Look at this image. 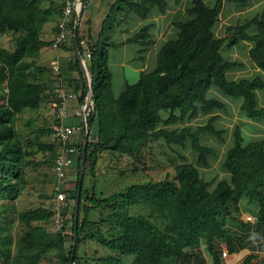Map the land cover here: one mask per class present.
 <instances>
[{"label": "trees", "instance_id": "16d2710c", "mask_svg": "<svg viewBox=\"0 0 264 264\" xmlns=\"http://www.w3.org/2000/svg\"><path fill=\"white\" fill-rule=\"evenodd\" d=\"M224 1L240 6L248 2L216 0L209 7L204 0H190V8L187 10L190 18L174 22L176 36L161 45L155 57L154 68L141 72L137 81L127 84L116 97H113L111 91L112 75L107 59L108 48L118 44L109 41L105 34L113 32L129 14L144 19L153 8L164 13L168 0H114L102 20L96 40L89 33L85 48L78 28L77 46L83 59L87 61L92 105L86 116V145H76L77 170L83 149L86 154L85 166L93 175L102 152L133 157L154 141L179 147L187 145L195 155V161L175 166L174 174H166L161 180L130 184L104 198H99L94 193L85 196L82 180L74 263L77 264V244L90 239L113 253L97 258L101 264H125L124 258L128 256H133L130 264H171L177 259L189 261L191 257L195 258L194 264H201L197 256L185 252L187 248L198 245L201 240L207 243L213 264H219L218 254L212 246L213 241L224 242L226 254L235 252L234 240L242 244L238 235L226 229L227 223L238 222L231 212V206L242 198L248 204H256L255 227L262 230L264 236V138L244 143L237 126L233 132L232 146L227 149L222 162L223 169L230 177L228 180L217 181L210 188L211 182L203 178L200 168L207 166V158H214L216 153L200 140L207 134L223 141L224 130L213 126L216 118L210 117L205 124L195 128L168 127L186 118L192 119L198 112L208 113L214 108L225 110L221 101L207 98V91L211 87L228 97L241 98L239 110L246 117L264 120V108L257 107L255 94L257 89L264 92V80L257 76L249 80L229 81L226 72L238 64L224 61L220 53L225 44L231 47L243 40L250 41L253 46L248 50L249 58L264 70V0L259 15L228 27L226 30L230 34L216 38L213 27ZM89 2L82 1V12ZM42 3L43 0H0V33H19L14 39L12 50L0 47V214L4 216V220L8 209L15 212L14 201L26 186L25 167L28 165L27 157L31 156L28 149L30 142L20 139L13 123L21 110L37 109L41 103L43 86L30 80L29 70L32 67L41 70L36 67L35 60L39 57L41 48L52 46L54 40L44 41L40 38L42 28L52 14L51 7H43ZM121 13L125 15L124 19L114 23L116 15ZM74 20L73 13L67 24L72 38ZM251 25L256 26V33L253 35L246 32ZM147 29V26L141 27L127 42L137 43L146 38ZM64 44L58 47L68 51ZM71 50L74 51V46H71ZM87 52L89 59L85 58ZM74 68L72 72L77 71L81 80L79 102H85L87 88L77 59ZM4 89L7 90L5 93ZM161 111L168 112L169 116L162 118ZM91 129L94 130L92 139ZM52 132V129L39 128L35 130V139ZM44 148L51 150V156L55 157L53 147ZM76 176L74 189L70 192L74 200L78 171ZM66 189L63 190L64 193ZM83 200L89 203L88 207H83ZM3 201L7 203L2 204ZM132 206L146 207L150 214H130L127 208ZM101 208L112 211L99 221L88 219L89 213ZM53 210L40 206L16 213L18 221L27 229L19 238L20 246L15 256L11 236L0 234V264H37L53 250L62 264H69L74 246L71 245L68 249L65 247V227L49 232L40 225H33L49 220ZM152 215L161 221V225L152 221ZM6 222L8 223L7 220ZM71 222L73 233V215ZM99 225L116 228L117 232L109 237L85 233L87 228ZM0 230L4 229L0 227ZM259 250L264 253V243L259 245ZM248 260L249 258L244 264Z\"/></svg>", "mask_w": 264, "mask_h": 264}, {"label": "rangeland", "instance_id": "374dc122", "mask_svg": "<svg viewBox=\"0 0 264 264\" xmlns=\"http://www.w3.org/2000/svg\"><path fill=\"white\" fill-rule=\"evenodd\" d=\"M111 1V0H109ZM114 1V0H112ZM65 0H43L42 6L48 7L50 6L52 9V14L49 16L48 21L44 24L40 38L44 41H52L56 35V25L61 19L62 9L64 6ZM104 0H94L90 1L85 10L82 12L80 21L78 24L79 34L83 39V47L85 48V42L87 40V36L90 33L95 38H97L98 32L101 28L102 20L104 19ZM103 3V4H102ZM209 5H212V1H208ZM124 14L116 15L114 23H116L119 19H124ZM128 18V16H127ZM245 18V17H243ZM247 19V18H246ZM127 20V19H126ZM125 20V21H126ZM245 20V19H244ZM122 20L121 22H125ZM120 22V23H121ZM119 23V24H120ZM113 24V23H112ZM123 26L117 25V28L113 30V32L105 34L108 37V40L118 41L120 40L121 33L123 31ZM121 31V32H120ZM19 33H14L10 31H5L0 33V47L5 48L7 50H12L14 46V39L18 36ZM104 36V37H105ZM103 37V38H104ZM175 38V34L168 37V39ZM163 43V42H162ZM161 43V44H162ZM161 44L159 46H161ZM71 46H73V38L72 34L68 30V39L64 47L69 49L68 51H64L62 48L57 47H43L41 48L39 57L36 59V67H39L41 70L35 69L32 67L29 70V78L32 81L38 82L42 84L43 90L41 94V103L37 109H23L19 113L16 114L13 126L16 130L20 139L25 142L29 141L30 144L28 146L29 151L31 152V156L27 157L28 165L25 167V178H26V186L24 190L21 192L19 197L14 201L15 212L9 211L5 214L6 220H4V216L0 214V227L4 230H0V234H8L12 238V252L15 256L17 248L20 246L19 238L22 236L24 231L27 229L26 226L18 221L16 218V213L25 211L28 209L36 208V207H46L49 210H53L55 207V179L53 174V157L51 156V150H45L44 147L49 146L53 147L54 151L57 152L58 147L56 146L55 139L53 137V132L38 140L35 139V130L39 128L44 129H52L53 126L56 125L57 120L55 115L52 113V107L50 103L53 101L50 99L54 94V90L56 87V83L63 82L62 79L64 77L65 81L69 84L66 85L70 90L72 84L74 82L77 85H81V80H79L78 72L76 73L74 70V62H75V53L71 50ZM226 46V44H225ZM159 48V47H158ZM231 49L239 52L240 60L239 62L244 63V51L247 49V44L244 42H239L236 45H233ZM59 51H64L65 56H58L57 53H61ZM134 49L132 46H127L124 49L117 50L116 52H112L114 57H117L118 61L113 57L111 59L110 65L112 68V72L114 75V94H118L124 84V80L128 83H135L138 78V74L134 73L131 70V66L124 68L118 67V64L122 62L123 59L129 57ZM137 56V55H136ZM221 56L227 60L230 58L228 49L224 47L221 50ZM248 57V56H247ZM59 60L60 66V74L59 76H55L50 69V60ZM229 60V59H228ZM142 61H139L135 58V66H142ZM87 65V61L85 62ZM145 68L143 71H150L155 66V58L153 61L149 63L147 67V63H145ZM65 74V75H64ZM68 74V75H67ZM63 75V76H62ZM67 75V76H66ZM57 77V78H56ZM75 77V80L74 78ZM61 78V81L60 79ZM61 82V83H62ZM63 87L60 88L62 90ZM64 88H66L64 86ZM63 88V89H64ZM259 93V92H258ZM261 93V92H260ZM225 98H230L226 95H223ZM69 112H71L69 110ZM162 111L161 114H165ZM231 117H222L219 121V125L224 131L223 141L218 142L214 139L202 138L201 143L206 146H210L215 150L216 156L213 158H208L209 165L208 167L200 168L201 175L203 178L207 180H213L215 182L216 178L222 179L226 177V174L222 170V160L225 156V150L228 148L231 138L233 136V132L235 128L238 126L240 120L236 107L232 106L230 108ZM70 118V117H69ZM69 118L66 119L70 125L76 127L74 133V141L76 144H81L84 142V131L83 127L86 125V122L83 123L81 121V117H78V121L69 122ZM201 121L194 120L189 123L196 124ZM205 122V121H204ZM206 123V122H205ZM186 123H178L174 125L175 127L185 126ZM87 129V126H86ZM94 130H90L91 139L93 136ZM264 134V130L261 131V135ZM55 147V148H54ZM195 155L191 151L189 146H175V145H166L162 141H154L149 144V146L144 149L139 155L130 157L127 155H121L119 153H105L102 152L99 156L96 169L94 174L92 175L88 167L85 166L84 169V190L85 196L91 195L94 193L99 198H104L116 191L123 190L126 186L134 183H144L148 181H158L163 179L166 174L173 175L175 166L187 162L194 163ZM77 168L75 166V162L72 166V170L68 177V182L64 186L66 189V204L65 208L61 210L60 214L63 217V226L65 227V232L67 234L65 247L68 249L69 246L73 245L72 236L73 233L71 231V216L73 215L74 203L75 200L72 198L70 192L74 189L76 183V173ZM7 203V201H3L2 204ZM83 207H88L89 203L86 200L82 201ZM239 205L232 206V214H237V208H242L243 210L249 212V214H256L257 206L256 204H248L245 198H242ZM130 214H144L149 215L150 212L146 207L142 206H132L131 208H127ZM63 211V212H62ZM112 210L109 208H101L96 211H92L89 213V220L99 221L103 219L106 215H108ZM236 219L237 217L234 216ZM55 212L53 210L52 217L47 221H40L33 223V225H40L44 229L49 232H55ZM152 221L157 225H161V221L156 217H151ZM248 221V220H246ZM117 232L116 228H108L107 226L99 225L97 227H90L85 230L87 235L94 234L97 236H112ZM119 232V231H118ZM111 253L110 250L106 248L100 247L93 240L86 239L79 244H77V264H101L97 258L106 257ZM228 254V253H227ZM133 256H128L124 258L125 264H130ZM37 264H62L60 260L56 256V251L48 252L41 260L37 262ZM76 264V263H74ZM174 264V262H171Z\"/></svg>", "mask_w": 264, "mask_h": 264}, {"label": "crops", "instance_id": "0c3cea01", "mask_svg": "<svg viewBox=\"0 0 264 264\" xmlns=\"http://www.w3.org/2000/svg\"><path fill=\"white\" fill-rule=\"evenodd\" d=\"M212 1V5H209L207 3V0H204L205 4L209 7H212L216 0H208ZM104 15L108 12L111 4L113 1L104 0ZM102 3V4H103ZM263 3L262 0H248L246 5L240 6L238 4H235L233 2L224 1L222 9L218 15L217 21L213 27V33L216 38L224 37L230 33H227V28L231 26H235L237 24L243 23L245 20L253 18L255 15H259L262 11ZM190 8V0H179L178 2L174 0H168L167 2V8L164 13L158 12L157 9L153 8L151 12L148 14V16L144 19H140L133 14H129L128 18L125 22H121L119 25L123 26V31L121 33L120 40L113 41V43L118 44L115 47L108 48V59L107 64L109 71L112 75L111 80V91L113 94V97H116L127 84H131L126 82V79L124 80L123 88L122 90L116 95L114 94V75L112 72V68L110 65L111 59L113 57L114 59L118 61L117 57L113 56V51L116 52L117 50L124 49L127 46H132L134 49V52L129 57H126L118 64V67H130L131 70L134 73L139 74L141 72H148L143 71L145 68V63H147V67L149 66V63L154 60L156 57V54L161 46H159L162 42H166L168 37L175 34L176 36V28L174 27V22L176 21H183L190 18V16L187 13V10ZM245 17V18H243ZM247 18V19H246ZM245 19V20H244ZM147 26V37L144 39L138 40L140 43L145 42V45L140 44L139 42H127L128 38L132 37L141 27ZM121 32V31H120ZM246 32L249 35H253L256 33V26L251 25L246 29ZM94 40L96 38L91 35ZM247 44V49L244 51V63L239 62L240 54L234 49H231V47H228L227 45L223 46L221 50L226 47L228 49L229 57L227 60L224 61L228 62H235L238 65L232 67L226 72V78L229 81H238L240 79H252L254 77H260L262 80H264V70H261L259 67H257L249 58L248 50L253 46V43L250 41H241ZM162 43V44H163ZM161 44V45H162ZM159 47V48H158ZM220 50V53H221ZM61 53H57L58 56H62L65 54L64 51H59ZM41 54V52H40ZM137 55V56H136ZM248 56V57H247ZM135 58H137L139 61H142V66L136 65L135 66ZM56 60V59H54ZM36 61V60H35ZM53 60H50V63ZM59 63L60 61L57 60ZM50 66V65H49ZM65 75V74H64ZM68 75V74H67ZM66 75V76H67ZM59 76V75H58ZM63 76V75H62ZM57 78V77H56ZM75 80V77H73ZM61 81V78H59ZM64 81L61 83H56V88L53 92L55 95L50 97L51 100H53L50 105L54 104L55 102L59 101V90L61 87L64 91H70L74 94L75 98L71 99L66 103L68 114H69V122L71 121H78V117L81 114V108L85 104V102H79V97L81 95V86H77V83L74 82V85L72 84V87L68 89L66 85H69L64 77L62 78ZM138 79V78H137ZM77 86V91L74 90V88ZM259 92V93H258ZM261 92V93H260ZM256 100H257V107L258 108H264V92L262 90H256ZM207 98H214L216 100L221 101L225 105V110L214 108L208 113H201L198 112L197 116L192 119H184L183 121H178L174 124L169 125L168 127L171 129L174 128H182V127H192L195 128L199 125L205 124V122L208 121L210 117H215V121L213 122V126L217 129H221L219 125V121L222 117H231L230 108L232 106L236 107L238 115H239V124L238 127L240 129V133L242 135L244 143H247L249 141L263 139L264 134L261 135V131L264 130V120L262 119H251L246 117L243 113L240 112L239 106L241 103V98H225L222 96V93H220L216 88L211 87L206 94ZM69 110L71 112H69ZM162 112V111H161ZM160 112V113H161ZM165 114H161L162 118L166 119L169 116L168 112H164ZM178 114V113H177ZM194 120H199L201 122L196 124L189 125L190 122ZM205 121V122H204ZM68 123V122H67ZM178 123H186L185 126L182 127H175L174 125ZM69 124V123H68ZM225 131V130H224ZM209 138L217 140L212 135L205 134L202 138ZM200 140V141H201ZM218 142H222L217 140ZM233 143V136L231 138L230 144L228 146L231 147ZM227 148V149H228ZM227 149L224 153H226ZM225 157V156H224ZM223 157V160H224ZM212 158V157H208ZM207 158V166L209 165V161ZM222 160V162H223ZM222 165V163H221ZM204 168V167H201ZM72 170V168H71ZM224 173L226 174V177L222 179L228 180L230 175L229 173L223 169ZM205 179V178H204ZM207 180V179H205ZM218 177L216 178L215 182L212 180H207L211 182L210 188H213V186L216 184L217 181H219ZM239 203V202H238ZM238 203L234 205H239ZM233 206V205H232ZM231 206V212L232 211ZM236 215L238 222H229L226 224V229L233 234L238 235L242 239V244L234 240V246H235V252L228 253L226 256H222L221 254L223 252H227L226 244L224 242L215 240L212 242V246L214 251L218 254L219 264H244V261L249 258V260L246 262V264H264V253L259 250V245L264 243V236L262 234V230L257 229L255 227V215L256 214H249V212L243 210L242 208H237ZM251 217L250 221H246V217ZM240 246V247H238ZM187 254L195 255L198 257V259L201 261V264H213L212 256L209 254L207 243L204 240H201L198 245L189 247L185 251ZM195 258L191 257L189 261H183L182 259H177L174 261V264H194Z\"/></svg>", "mask_w": 264, "mask_h": 264}, {"label": "built area", "instance_id": "2783aa9c", "mask_svg": "<svg viewBox=\"0 0 264 264\" xmlns=\"http://www.w3.org/2000/svg\"><path fill=\"white\" fill-rule=\"evenodd\" d=\"M80 0H71L66 1L63 9L60 21L57 23L56 28L58 29V34L54 37L52 47L57 48L59 45L64 44L68 39V29L67 24L70 21L72 14L77 10ZM94 1V0H89ZM89 53H85V58L89 59ZM50 69L55 76L58 77L60 74V66L57 60H53L50 63ZM7 90L4 89V93ZM59 101L51 105L52 113L55 115L57 120L56 125L53 126V137L55 139L56 146L58 150L53 159V174L55 179V227L56 230H60L63 227V217L60 212L65 208L66 204V195L63 192L65 189L64 186L68 182V177L71 172V168L75 162V158L78 154V149L74 141V133L76 127L70 125L66 122V119L69 117L68 109L66 103L71 99H74L75 96L70 91L59 90ZM83 107L81 108V121L86 122V117L83 115ZM246 220L250 221L251 217H246ZM223 257L226 256V253L221 254Z\"/></svg>", "mask_w": 264, "mask_h": 264}, {"label": "water", "instance_id": "95a60500", "mask_svg": "<svg viewBox=\"0 0 264 264\" xmlns=\"http://www.w3.org/2000/svg\"><path fill=\"white\" fill-rule=\"evenodd\" d=\"M82 1H79L77 10L75 12V20H74V30H73V46H74V53L76 56V59L79 63V67H80V71L82 73L84 82L86 84V88H87V92H86V97H85V104L83 107V115L86 117L91 105H92V88H91V78L90 75L88 73L87 67H86V63L85 60L82 57V54L79 52L78 46H77V34H78V24L80 21V17L82 14ZM83 131H84V142L83 145H86L87 142V129H86V125H84L83 127ZM85 158H86V154L85 151L83 149L82 155H81V162L79 165V169H78V185H77V193H76V199H75V203H74V210H73V220H74V224H73V249L71 251V256L69 259V264H74V255H75V245H76V240H77V221H78V211H79V201H80V192H81V188H82V180H83V175H84V169H85Z\"/></svg>", "mask_w": 264, "mask_h": 264}]
</instances>
